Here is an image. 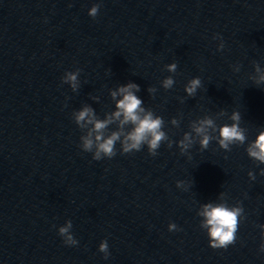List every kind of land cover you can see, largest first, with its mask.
I'll use <instances>...</instances> for the list:
<instances>
[{"label": "water", "instance_id": "water-1", "mask_svg": "<svg viewBox=\"0 0 264 264\" xmlns=\"http://www.w3.org/2000/svg\"><path fill=\"white\" fill-rule=\"evenodd\" d=\"M253 62L264 69V0H0V264H264V164L245 150L264 130ZM77 68L73 92L62 77ZM194 77L202 87L188 97ZM128 82L164 119L173 145L152 156L147 146L121 154L117 142L116 156L94 160L72 113L88 104L103 119L115 110L109 90ZM221 110L228 115L216 118ZM233 111L244 145L225 151L213 140L203 151L194 144L191 158L180 153L191 121L231 124ZM220 192L241 202L245 219L235 243L213 249L197 210ZM68 220L74 246L58 234ZM104 240L107 259L98 250Z\"/></svg>", "mask_w": 264, "mask_h": 264}, {"label": "clouds", "instance_id": "clouds-1", "mask_svg": "<svg viewBox=\"0 0 264 264\" xmlns=\"http://www.w3.org/2000/svg\"><path fill=\"white\" fill-rule=\"evenodd\" d=\"M100 9V4H94L88 11V15L95 18ZM214 39H220L221 43L217 50H223L224 43L222 37L214 36ZM255 75H250L256 85L264 84V69L256 62H253ZM166 71L175 73L177 64L175 62L165 65ZM234 72L240 71V66H233ZM81 69L75 71H67L62 77V83L68 84L73 92L80 87L78 79ZM175 81L173 76H168L161 81V86L165 89H171ZM202 87L200 77L190 79L185 85L184 91L188 97H195L197 90ZM140 86L136 83L128 82L119 85L115 90H109L110 97L115 103V110L106 112L104 118L101 119L96 114L92 106L84 104L79 110L73 111L72 118L79 129L84 133L80 137V147L84 152H91L94 160L109 158L116 156V143L120 144L121 154H129L134 151H140L147 146L148 153L156 156L157 150L161 144L167 142L169 148L172 147L173 141L163 130L165 127L164 119L157 115L151 108L143 106V100L138 97ZM148 93L155 95L157 89L149 87ZM93 100L99 101L98 96H93ZM183 103V98H181ZM227 112L221 110L216 118L227 116ZM216 118L205 115L190 122V131L183 134L182 139L176 142L182 155L191 158L190 149L197 142L201 151L209 147L211 141L215 140L220 149L231 151L232 145H244L247 136V130L240 127L241 115L238 111H233L228 117L232 121L231 124H223L218 126ZM170 123L179 127L180 120L172 118ZM115 125L114 130H110V126ZM218 133V135H217ZM246 152L249 158L258 164H264V130H261L254 141L247 143ZM260 174L264 175V168H261ZM251 180H255L252 171L248 172ZM193 183V181H192ZM177 187L187 190L184 181H177ZM197 216L201 218L200 228L206 230L209 238V246L213 249L227 248L235 243L236 233L240 221L245 219L244 209L240 201H236L235 205H230L227 200V194L220 192L217 201H209L199 206ZM264 230V224L259 225ZM72 222L68 220L58 229V234L63 238L66 245L74 246L78 241L74 238L72 232ZM169 231L180 230L175 223H169ZM264 237V231L261 233ZM107 259L110 255L107 240L99 244V249ZM260 250L264 252V242L261 243Z\"/></svg>", "mask_w": 264, "mask_h": 264}]
</instances>
